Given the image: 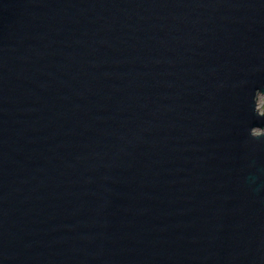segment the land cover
Returning a JSON list of instances; mask_svg holds the SVG:
<instances>
[{
	"label": "water",
	"instance_id": "1",
	"mask_svg": "<svg viewBox=\"0 0 264 264\" xmlns=\"http://www.w3.org/2000/svg\"><path fill=\"white\" fill-rule=\"evenodd\" d=\"M264 0H0V264H264Z\"/></svg>",
	"mask_w": 264,
	"mask_h": 264
},
{
	"label": "rangeland",
	"instance_id": "2",
	"mask_svg": "<svg viewBox=\"0 0 264 264\" xmlns=\"http://www.w3.org/2000/svg\"><path fill=\"white\" fill-rule=\"evenodd\" d=\"M260 111L264 110V94L259 99Z\"/></svg>",
	"mask_w": 264,
	"mask_h": 264
}]
</instances>
